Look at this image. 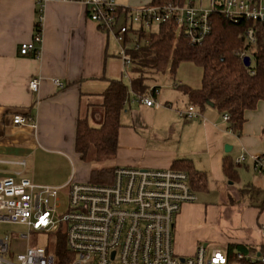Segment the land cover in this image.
<instances>
[{"label": "crops", "instance_id": "0c3cea01", "mask_svg": "<svg viewBox=\"0 0 264 264\" xmlns=\"http://www.w3.org/2000/svg\"><path fill=\"white\" fill-rule=\"evenodd\" d=\"M129 1L132 4L133 0ZM134 1L133 7L151 2ZM41 14V54L38 58L22 56L21 45L33 42ZM120 53L121 45L116 37L92 22L80 3L0 0V165L7 167L1 171L4 176L0 180L19 173L35 183L37 177H30L28 172L30 164H38L37 158L50 163L68 162L74 171V162L80 161L76 151L79 121L86 120L91 127L100 128L103 96L110 81L125 79ZM34 78H41L38 92L30 90ZM54 80L65 87L58 88ZM178 85L181 83L155 95L159 107H148L140 97H131L121 115L117 152L111 159L113 167L171 169L176 161H191L195 170L204 175L209 191L225 183L229 190H234L231 186L236 183L224 175L223 160L230 157L225 148L235 133L214 106L208 105L203 111L197 108L199 116L195 119L181 118L179 112L191 105L188 96L177 89ZM263 103H259L257 110L246 113V123L239 135L242 154H247L250 162L252 156L264 155V142L258 141L264 138V114L258 111ZM18 115L31 118L32 122L26 126L14 125L13 119ZM233 161L235 164L236 160ZM90 179L91 169L88 174L82 170L46 186L63 187L70 182L87 183ZM252 189L260 196L261 188ZM209 191L195 193L198 198V194L208 195ZM235 194L237 200L227 202L222 198L221 208L236 209L245 230L230 237L217 229L212 219L214 212L221 210L217 205L198 200L185 204L175 221L177 255L193 256L200 245L209 252L227 253L231 244L264 246L261 233L264 226L260 223L264 221V197L260 201L261 211L243 203L251 197L240 196V191ZM237 204L239 208L235 207Z\"/></svg>", "mask_w": 264, "mask_h": 264}, {"label": "built area", "instance_id": "2783aa9c", "mask_svg": "<svg viewBox=\"0 0 264 264\" xmlns=\"http://www.w3.org/2000/svg\"><path fill=\"white\" fill-rule=\"evenodd\" d=\"M48 1L51 0H43ZM62 1L85 6L89 19L116 37L121 45L125 79H130L134 65L129 52L143 47L142 39L146 46L155 28H172L184 33L195 45L201 44L211 32L210 17L214 13L264 28V0H209L210 10L202 6L204 0H200V6L194 0L190 4L183 0L137 7L123 5L119 0ZM42 20L41 14L33 42L21 45L22 56H40ZM257 32V28L246 32V44L252 49L257 44ZM261 36L264 43V33ZM247 57L249 51L240 55L243 61ZM54 84L61 89L65 87L59 80H54ZM40 85L41 78H34L30 90L38 92ZM152 91L141 102L148 107H159L153 97L159 91ZM179 116L195 119L199 112L189 106ZM223 118L229 121L228 115ZM31 122V118L22 115L13 119L17 126ZM251 160L254 172L264 180V155L252 156ZM247 162V154L243 153L235 165L241 167ZM197 199L189 175L172 168L116 167L111 184L70 182L63 187L38 185L18 173L0 180V222L25 225L30 233L15 240L10 236L0 237V264H59L57 250L52 254L43 247L26 245L19 251L14 248L29 244L33 233L60 232L65 237L68 253L78 256L66 264H264V257L258 253H236L233 260L227 252H209L204 245L193 256L177 255L176 218L185 204L195 203ZM261 233L264 236V227Z\"/></svg>", "mask_w": 264, "mask_h": 264}, {"label": "trees", "instance_id": "16d2710c", "mask_svg": "<svg viewBox=\"0 0 264 264\" xmlns=\"http://www.w3.org/2000/svg\"><path fill=\"white\" fill-rule=\"evenodd\" d=\"M180 1L183 0H151L147 5ZM210 21L211 32L201 44H192L184 33H177L172 28L159 27L151 34L145 47L129 52L134 63L132 71L135 77L130 79V86L124 80L110 81L103 96L102 126L93 128L86 120L79 121L76 151L83 161L104 162L116 155L119 130L122 127L121 115L126 104L133 95L144 98L151 96V90H158V87L151 88L147 84L146 69L162 72L170 61L174 74L183 62H192L202 68L200 89L194 90L183 84L178 85L177 89L188 96L191 106L200 111L212 103L223 117L229 116L227 123L230 130L241 134L246 123V113L257 110L259 103L264 102V43L261 36L264 28L246 20H230L218 13L212 14ZM39 27L37 23V30ZM251 28L258 30L257 44L253 49L246 44V32ZM244 51H249V67L240 58ZM173 167L189 175L194 191H208L204 175L195 170L191 161H176ZM114 170V167L91 170L89 183L111 184ZM223 172L231 183L239 181L238 169L231 157L224 158ZM252 190L248 187L241 190L240 194L245 196ZM237 250L242 254L260 253L264 257V246L254 248L231 244L228 247L231 259H235ZM57 252L60 255L59 264L70 261L66 257L68 249L64 236L59 240Z\"/></svg>", "mask_w": 264, "mask_h": 264}, {"label": "rangeland", "instance_id": "374dc122", "mask_svg": "<svg viewBox=\"0 0 264 264\" xmlns=\"http://www.w3.org/2000/svg\"><path fill=\"white\" fill-rule=\"evenodd\" d=\"M191 1L186 0V4H190ZM194 1L197 6H200V0H194ZM119 2L122 3L123 5H130V6L133 5V3H135L134 0L132 1V4L130 3L131 1L129 0H119ZM202 6L205 7V9L207 10L211 9L209 0H204L202 3ZM156 30L157 28H155V31ZM141 43L143 44V47H145L144 39H142ZM128 46L131 47L132 45L129 44ZM171 68H172V65L170 61L167 67L162 72L157 73L152 68L146 69L147 84L151 88L158 87V90L161 92H167L173 89L176 83H181L192 89L200 88L202 74H203V70L200 66L192 62H183L178 66L175 74L172 72ZM134 77H135V73L134 71L131 70L130 79ZM130 79L129 80L124 79V82L127 86H130L131 84ZM258 111H259V114H264V103L259 106ZM222 120L223 122L226 123L223 117H222ZM250 121L252 120L250 119ZM239 138L240 137L238 134H235L233 136L231 135L230 137L231 140H230L229 146L233 147V151L227 155L232 157V159L234 160H237L242 154V146L239 141ZM258 141H261L263 143L264 138L262 139L258 138ZM78 160L80 161L76 162L73 159V161H75L74 171H73L71 164H68V162L66 161H65L66 163L59 161V160L56 163H52V162L50 163V162H46L44 158L43 159L37 158L38 164L37 165L35 164V166L33 163L30 164V170L28 173L30 174V177L32 178L35 176L37 177V180L34 179L36 184H39V185L49 184L50 185L52 183L54 184V181L56 179L58 178L60 179L63 176L72 174V172H74V175H75V174L81 173V171L83 170V172L88 174V171L90 169L93 170V169H101L103 167H113L114 166L111 160L104 161V162H97V161L90 160L88 162H85L81 159V157ZM6 168H7L6 166L0 165V177L4 176L2 175L1 171L5 170ZM237 169H238V174H239V181L236 182L235 185L231 186L235 191L229 190L228 185H225L226 183L223 186H220V185L216 186V188H213L210 191L208 187V191L211 193L208 195L198 194L197 200L199 201V203H204L206 205L214 204L219 207L218 209H220L221 207H223L220 204L222 198L225 199V201L227 202L230 199L237 200L236 199L237 196L235 193L243 189H246L248 187L250 188L256 187V188H261L262 190L260 196H258L257 195L258 192L253 189L250 193H248V195H245L247 197H251V199L253 200H251L250 198L249 200L244 199L243 203L244 204L249 203L248 206L258 208L259 210L262 211L263 208L260 207V204H261L260 201L263 200L262 198L264 197V180L259 178L258 175H256V173L253 170L252 162H250L249 159H248L247 165L237 167ZM229 196H231V198ZM240 196H243V195L240 194ZM239 206H240L239 204L235 205L236 208H239ZM221 210L215 211L214 214L216 215L214 214L212 215V219L216 221L215 224L217 226V229L219 227L220 230H222L225 234L229 235L230 237L234 236L236 232L245 230L246 226L244 227L243 221L240 218L238 211H236V209H232L231 211H229L225 209L223 210V208H221ZM260 223H263L262 225L264 226V221ZM29 233H30L29 229L25 225L12 224L8 222H0V237L1 238L10 236L11 239L15 240L21 237L22 235H28ZM62 235L63 234L61 232L57 234H49V235L41 234V233L39 234L33 233L30 236L29 244L23 243L22 245H20L19 248H14V249L16 251L24 250L25 246L27 245L31 247H43L45 249H48L50 253L55 254V251L57 250V246L59 245V240L62 237ZM254 236H256L258 239L256 232L254 233ZM66 256L69 258L70 261H74L78 258V256L73 252H69Z\"/></svg>", "mask_w": 264, "mask_h": 264}, {"label": "water", "instance_id": "95a60500", "mask_svg": "<svg viewBox=\"0 0 264 264\" xmlns=\"http://www.w3.org/2000/svg\"><path fill=\"white\" fill-rule=\"evenodd\" d=\"M244 64H245L246 67H249L250 64H251V59H250L249 57H247V58L244 60ZM208 105H209V106H212V107L214 106L212 103H209ZM225 151H226L227 153H230V152L232 151V147L227 145L226 148H225ZM258 255L260 256L261 254L258 253Z\"/></svg>", "mask_w": 264, "mask_h": 264}]
</instances>
